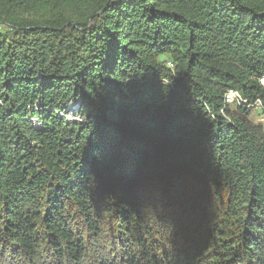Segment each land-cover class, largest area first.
Returning a JSON list of instances; mask_svg holds the SVG:
<instances>
[{"label": "trees", "instance_id": "obj_1", "mask_svg": "<svg viewBox=\"0 0 264 264\" xmlns=\"http://www.w3.org/2000/svg\"><path fill=\"white\" fill-rule=\"evenodd\" d=\"M262 77L264 0H0V261L264 264Z\"/></svg>", "mask_w": 264, "mask_h": 264}, {"label": "built area", "instance_id": "obj_2", "mask_svg": "<svg viewBox=\"0 0 264 264\" xmlns=\"http://www.w3.org/2000/svg\"><path fill=\"white\" fill-rule=\"evenodd\" d=\"M171 66V64L169 63ZM262 81H264V77H262L259 82L262 85ZM234 101H244L248 104H251V108L256 111H260L261 109H264V101L261 99H256L253 102H248L245 98H242V95H233L232 91H230V100H229V108H233ZM260 124L264 126V120L260 121Z\"/></svg>", "mask_w": 264, "mask_h": 264}, {"label": "bare ground", "instance_id": "obj_3", "mask_svg": "<svg viewBox=\"0 0 264 264\" xmlns=\"http://www.w3.org/2000/svg\"><path fill=\"white\" fill-rule=\"evenodd\" d=\"M262 84H264V83H262ZM232 93H233V95H236L235 92H232ZM229 100H230V92L226 93V95L224 96L223 108L229 107ZM234 107L253 110V108H251V104H244L241 101H234L233 108ZM257 112L260 114V116L258 118V122L260 123V121L264 120V109H261L260 111H257ZM221 113L223 114V110L221 111Z\"/></svg>", "mask_w": 264, "mask_h": 264}, {"label": "rangeland", "instance_id": "obj_4", "mask_svg": "<svg viewBox=\"0 0 264 264\" xmlns=\"http://www.w3.org/2000/svg\"><path fill=\"white\" fill-rule=\"evenodd\" d=\"M262 86H264V84H262ZM228 109H230L231 111H234V110H236V107H234V108L228 107ZM259 116H260V114L257 111L256 112L250 111V115L248 116L247 120L249 121V123L251 125H257V124H260L258 122ZM0 264H11V263H9L7 260H3V261H0Z\"/></svg>", "mask_w": 264, "mask_h": 264}, {"label": "clouds", "instance_id": "obj_5", "mask_svg": "<svg viewBox=\"0 0 264 264\" xmlns=\"http://www.w3.org/2000/svg\"><path fill=\"white\" fill-rule=\"evenodd\" d=\"M262 83H264V81H262Z\"/></svg>", "mask_w": 264, "mask_h": 264}]
</instances>
